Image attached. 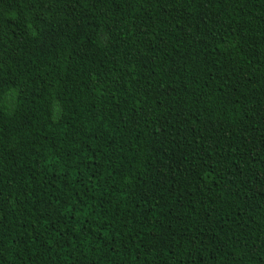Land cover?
I'll use <instances>...</instances> for the list:
<instances>
[{
    "label": "trees",
    "instance_id": "1",
    "mask_svg": "<svg viewBox=\"0 0 264 264\" xmlns=\"http://www.w3.org/2000/svg\"><path fill=\"white\" fill-rule=\"evenodd\" d=\"M0 264H264V0H0Z\"/></svg>",
    "mask_w": 264,
    "mask_h": 264
}]
</instances>
